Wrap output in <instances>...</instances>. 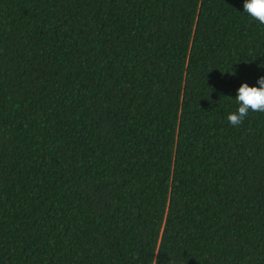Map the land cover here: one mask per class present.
Wrapping results in <instances>:
<instances>
[{"label":"trees","instance_id":"1","mask_svg":"<svg viewBox=\"0 0 264 264\" xmlns=\"http://www.w3.org/2000/svg\"><path fill=\"white\" fill-rule=\"evenodd\" d=\"M243 4L0 0V264H264Z\"/></svg>","mask_w":264,"mask_h":264},{"label":"clouds","instance_id":"2","mask_svg":"<svg viewBox=\"0 0 264 264\" xmlns=\"http://www.w3.org/2000/svg\"><path fill=\"white\" fill-rule=\"evenodd\" d=\"M244 12L254 21L264 26V0H244ZM234 75V73H233ZM258 87L241 84L237 90L235 103L238 108L227 116L229 124L233 127L240 126L249 116L250 112L264 113V76L257 80ZM229 99H232L229 97ZM152 264H158L157 258L152 259Z\"/></svg>","mask_w":264,"mask_h":264}]
</instances>
